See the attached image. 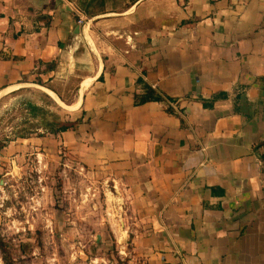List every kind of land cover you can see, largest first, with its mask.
<instances>
[{
	"label": "crops",
	"instance_id": "0c3cea01",
	"mask_svg": "<svg viewBox=\"0 0 264 264\" xmlns=\"http://www.w3.org/2000/svg\"><path fill=\"white\" fill-rule=\"evenodd\" d=\"M140 78L163 99L137 105ZM6 95L75 127L18 124L0 164L111 171L116 264H264V0H0Z\"/></svg>",
	"mask_w": 264,
	"mask_h": 264
},
{
	"label": "rangeland",
	"instance_id": "374dc122",
	"mask_svg": "<svg viewBox=\"0 0 264 264\" xmlns=\"http://www.w3.org/2000/svg\"><path fill=\"white\" fill-rule=\"evenodd\" d=\"M13 104L10 95L0 102V149L24 117ZM34 152L0 164V241L11 264L121 261L125 243L116 233L125 228L126 211L111 171L90 168L67 151ZM3 256L0 249V264Z\"/></svg>",
	"mask_w": 264,
	"mask_h": 264
},
{
	"label": "trees",
	"instance_id": "16d2710c",
	"mask_svg": "<svg viewBox=\"0 0 264 264\" xmlns=\"http://www.w3.org/2000/svg\"><path fill=\"white\" fill-rule=\"evenodd\" d=\"M139 84L142 85L144 93L135 95V103L137 105L144 104L148 101H160L163 99V95L144 79L140 78ZM21 105L24 112V119L20 125H24L14 132L15 137H28L31 134L37 133V129L39 128H43L45 132L56 134L68 129H74L75 127V124L62 121L57 113L43 106H39L32 101H23ZM11 139L14 138H10V140ZM2 243L3 242L0 241V249L4 254L3 258L6 264H11V260L6 254V247H4Z\"/></svg>",
	"mask_w": 264,
	"mask_h": 264
},
{
	"label": "built area",
	"instance_id": "2783aa9c",
	"mask_svg": "<svg viewBox=\"0 0 264 264\" xmlns=\"http://www.w3.org/2000/svg\"><path fill=\"white\" fill-rule=\"evenodd\" d=\"M82 21H83V20L81 19V20H80V23H82Z\"/></svg>",
	"mask_w": 264,
	"mask_h": 264
},
{
	"label": "bare ground",
	"instance_id": "6f19581e",
	"mask_svg": "<svg viewBox=\"0 0 264 264\" xmlns=\"http://www.w3.org/2000/svg\"><path fill=\"white\" fill-rule=\"evenodd\" d=\"M123 235V234H122Z\"/></svg>",
	"mask_w": 264,
	"mask_h": 264
}]
</instances>
